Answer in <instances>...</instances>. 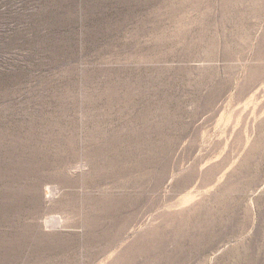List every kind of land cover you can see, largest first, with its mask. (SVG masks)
<instances>
[{"label": "rangeland", "instance_id": "1", "mask_svg": "<svg viewBox=\"0 0 264 264\" xmlns=\"http://www.w3.org/2000/svg\"><path fill=\"white\" fill-rule=\"evenodd\" d=\"M0 264H264V0H0Z\"/></svg>", "mask_w": 264, "mask_h": 264}]
</instances>
